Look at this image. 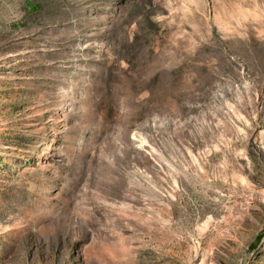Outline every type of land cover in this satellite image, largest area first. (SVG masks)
I'll return each instance as SVG.
<instances>
[{
  "label": "rangeland",
  "instance_id": "obj_1",
  "mask_svg": "<svg viewBox=\"0 0 264 264\" xmlns=\"http://www.w3.org/2000/svg\"><path fill=\"white\" fill-rule=\"evenodd\" d=\"M0 264H264V0H0Z\"/></svg>",
  "mask_w": 264,
  "mask_h": 264
}]
</instances>
